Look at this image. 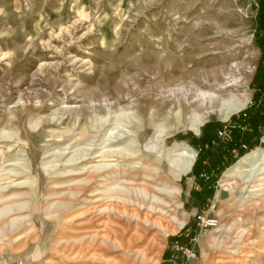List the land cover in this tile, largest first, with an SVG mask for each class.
<instances>
[{"label": "rangeland", "instance_id": "obj_1", "mask_svg": "<svg viewBox=\"0 0 264 264\" xmlns=\"http://www.w3.org/2000/svg\"><path fill=\"white\" fill-rule=\"evenodd\" d=\"M259 10V0H0V264H45L81 188L126 186L136 189L126 207L144 204L154 228L118 264H264V127L240 130L232 160L219 135L253 103ZM235 62L246 106L227 119L202 109L196 124L177 91ZM102 157L118 159L117 181L84 185Z\"/></svg>", "mask_w": 264, "mask_h": 264}, {"label": "bare ground", "instance_id": "obj_2", "mask_svg": "<svg viewBox=\"0 0 264 264\" xmlns=\"http://www.w3.org/2000/svg\"><path fill=\"white\" fill-rule=\"evenodd\" d=\"M241 70V64L235 62L231 66L223 67L218 74L207 77L202 86H193V90L181 88L177 91L184 100L187 101L188 96L193 99V113H195L193 118L196 124L201 123L199 112L202 109L211 111L218 108L227 119L231 113L238 112L246 106L247 95L238 94L241 90L238 88L242 84ZM185 155V159L176 160L180 163L176 166L180 171L188 170L193 163L194 154ZM117 160L113 159L115 164L112 160H104V163L94 167L92 171L96 174L92 176V173H88L89 175L83 179V184L93 179L99 182V186L117 181L113 180L115 167L119 163ZM261 163H264V153ZM80 190L82 194L84 193L82 199L84 204L80 208L75 206L77 209L69 210L71 207H68L66 224L58 227L59 238L49 249L51 258L45 264H83V262L95 264L96 261L103 264H118L127 253L137 252L143 242L148 241L152 235L154 228L152 221L155 217L152 213L145 212L144 204L139 208L126 207L127 201L134 197L136 189L126 186L118 189H103L104 191L99 192L84 187ZM250 195L252 194L247 196ZM150 199L151 202L154 200L152 197ZM153 206L154 204L151 203L149 210L153 211Z\"/></svg>", "mask_w": 264, "mask_h": 264}, {"label": "trees", "instance_id": "obj_3", "mask_svg": "<svg viewBox=\"0 0 264 264\" xmlns=\"http://www.w3.org/2000/svg\"><path fill=\"white\" fill-rule=\"evenodd\" d=\"M259 21L263 26L260 29L261 34L258 36V42L264 48V0H259ZM262 65H259L253 76V85L256 86L255 94L253 95V103L244 110L245 116L242 118L240 127L232 132L231 140L225 142L223 154H226L229 160H232V151L240 149L242 128L254 130L258 127H264V58L261 59ZM242 131V130H241Z\"/></svg>", "mask_w": 264, "mask_h": 264}, {"label": "built area", "instance_id": "obj_4", "mask_svg": "<svg viewBox=\"0 0 264 264\" xmlns=\"http://www.w3.org/2000/svg\"><path fill=\"white\" fill-rule=\"evenodd\" d=\"M240 116L244 117L245 114L243 112H240ZM239 117V114H237V118ZM233 127L236 128V124H233ZM240 127V125L238 126V128ZM245 128V127H244ZM242 128V129H244ZM237 129V128H236ZM220 137L224 138L226 140V142L231 140V136H232V132L228 131L226 129H223L222 131L219 132ZM197 220H199L202 224H206L209 225L210 224V220H206L205 217L199 215L197 216ZM189 258V256H187ZM192 257H194V255H192Z\"/></svg>", "mask_w": 264, "mask_h": 264}]
</instances>
